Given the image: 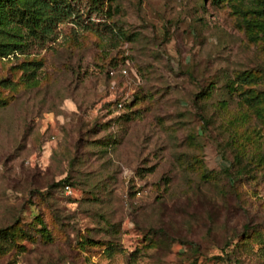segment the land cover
Wrapping results in <instances>:
<instances>
[{"label":"rangeland","instance_id":"obj_1","mask_svg":"<svg viewBox=\"0 0 264 264\" xmlns=\"http://www.w3.org/2000/svg\"><path fill=\"white\" fill-rule=\"evenodd\" d=\"M51 2L1 26L0 264H264V0Z\"/></svg>","mask_w":264,"mask_h":264},{"label":"trees","instance_id":"obj_2","mask_svg":"<svg viewBox=\"0 0 264 264\" xmlns=\"http://www.w3.org/2000/svg\"><path fill=\"white\" fill-rule=\"evenodd\" d=\"M53 1V0H51ZM49 0H0V54H7L10 50L17 48L12 43L2 42L5 39V31L1 26L9 20L8 12L11 15H17L23 19L27 25L36 26L42 34L49 32L50 25L60 22L61 20L69 17L71 11L69 6L60 5L59 3L51 2ZM220 0H210L212 3H218ZM135 97V96H134ZM117 101V100H116ZM115 101V103H117ZM132 103L133 98L129 100H119L117 106L124 110L117 114L109 121L118 122L125 119L127 113H130L128 106ZM64 182V180H62ZM68 185L62 183L61 187Z\"/></svg>","mask_w":264,"mask_h":264},{"label":"built area","instance_id":"obj_3","mask_svg":"<svg viewBox=\"0 0 264 264\" xmlns=\"http://www.w3.org/2000/svg\"><path fill=\"white\" fill-rule=\"evenodd\" d=\"M63 191H64V193H69L70 190H69L68 185L63 186Z\"/></svg>","mask_w":264,"mask_h":264}]
</instances>
